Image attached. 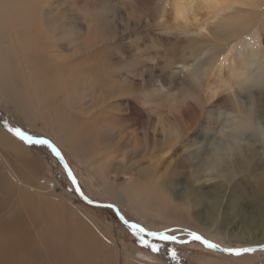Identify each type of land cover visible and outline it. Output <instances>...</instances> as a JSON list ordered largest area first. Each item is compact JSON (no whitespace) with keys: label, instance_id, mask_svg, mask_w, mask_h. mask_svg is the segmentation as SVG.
Here are the masks:
<instances>
[{"label":"bare ground","instance_id":"1","mask_svg":"<svg viewBox=\"0 0 264 264\" xmlns=\"http://www.w3.org/2000/svg\"><path fill=\"white\" fill-rule=\"evenodd\" d=\"M55 1L0 0V99L21 113L28 126L42 119L43 131L81 160L92 148L88 153H96L103 161L104 172H109L108 165L115 159V151L102 144L110 136L132 144V156L142 150L150 157L158 155L149 160L153 169H149V183L142 182V187L139 183L129 190H114L104 182L106 194L115 203L125 201L132 211H143L167 226L181 221L174 218L181 217L179 208L161 195L165 191L158 187L155 166L170 151L184 149L175 158V170L193 167L194 182L207 189V194L198 189L191 195L218 202L241 233L252 225L263 233V224L256 221L264 217V0H130L140 6L138 13L151 25L152 39L171 46L191 44L192 64L178 60L176 64H182L186 73L167 89L164 99L155 100L161 104L153 109L147 105L155 97L148 96L146 75L135 62L110 61L102 47L103 36L98 38L83 27L85 22L75 28L68 17H48ZM154 3L162 11L152 8ZM166 10L172 22L165 17ZM73 37L79 44L71 47ZM134 79L143 93L126 101L127 115L153 121L149 145L137 142L135 131L104 126L114 110L111 104L132 96ZM190 110H196L198 118L187 121ZM200 118L208 125L218 124L212 128L213 135L209 134L212 129L200 131ZM3 130L0 150L14 159L15 167L7 169L11 176L0 173V214L10 211L6 205L14 197L11 179L20 180L25 191L18 192L20 203L15 201L17 208L10 215H0V264H110L103 255L107 247L99 238L109 233L107 226L90 228L81 218L75 222L72 211H57L54 203H41L37 196L27 198L26 190L39 181L37 170L22 154V142ZM107 130L113 131L108 134ZM208 134L211 137L205 141ZM123 156L126 164L130 155ZM153 187L159 191L151 193ZM143 193L145 203H141ZM27 217L38 227V242L30 235ZM250 244L264 247V235ZM123 251L131 261L142 255L132 246ZM147 261L155 264L153 256H147Z\"/></svg>","mask_w":264,"mask_h":264},{"label":"rangeland","instance_id":"2","mask_svg":"<svg viewBox=\"0 0 264 264\" xmlns=\"http://www.w3.org/2000/svg\"><path fill=\"white\" fill-rule=\"evenodd\" d=\"M109 2H111V6L107 7ZM151 7L156 8V4H151ZM50 9L52 14H48V17H68L71 25L75 28L78 27V23L85 22L83 27L86 29L89 28L91 33L96 32L93 34L97 35L98 38H100V35L103 36L104 44L101 45L106 53L108 52L110 61L115 63L125 59V61L128 62H135V66L146 75L148 85L146 84L145 88L148 91V96L155 97L154 100L147 105L151 109H153L155 105L161 104V101L156 102L155 100L158 101L160 99L159 97L164 99L167 89L176 82V79L177 81L179 79L181 80V76L186 73V69L182 67V64H176L178 60L184 58L185 62H188L189 65L192 64V58H188L192 50L189 48L191 44L180 43L171 46L165 45L168 43H162L152 39L150 35L151 25L146 22L145 16L140 14V12L138 13L140 6L135 3L132 4L130 0H56ZM157 9L159 10L158 12H160V10L162 11L159 7L156 8V10ZM203 12L206 13L204 10ZM165 13H169L165 14V17L169 19V17H171L170 10H166ZM199 14L200 16L203 15L202 12H199ZM170 20L171 19H169V21ZM170 22H172V20ZM62 43L67 45V42ZM74 44H79V42L75 41V37H73V40L70 41L68 45L73 47ZM197 45L204 46L201 44ZM145 72L150 73L151 77H148V73ZM133 81L134 84L130 88L132 96L126 98L127 100H125V98L115 100L114 103L111 104L114 110H112L111 116L104 126L113 129L117 125V130L119 127H122L124 131H135L138 138L137 142L145 145L150 142L149 140L151 138L149 139L147 135L152 129L153 121L146 116L141 118L142 116L140 115H138L140 117H130L127 115L126 101L135 100L141 92L143 93L138 80L134 79ZM162 105L165 106L166 104L162 103ZM0 111L3 113V118L10 126L20 127L34 137H45L54 142L49 134L43 131L42 119H40V121L37 120L34 127L28 126L23 115L14 110L12 105L3 99H0ZM195 111H189L186 119L187 121L188 118L189 120L198 118V113ZM198 126L201 131L203 129H212L218 126V124L214 122L208 125L206 124L205 118H200ZM112 131L113 130H107L106 132L110 134ZM6 133L10 134L5 131V134ZM197 133L198 135L200 134L199 130L195 132V136H197ZM213 133V129L209 131L210 135H213ZM209 134L205 136V141L211 137ZM20 144L23 146L22 154L26 158V161L33 166L34 170H37L36 179H39L34 188H28V190H26L27 198H34V196H37V200L39 202L41 201V203L45 204L46 201L54 203L57 211H72L74 212V216H76V219H74L75 222L78 221L77 219L81 218L90 228L97 229L99 226H107L109 228V233H107L106 236H99L98 231L96 234L107 247V250L103 251L102 249V251L103 255L110 261V264H151L147 261V256H153L155 258V264H264V250L235 257L212 251L195 241L172 244L156 240L152 237H145L150 244L155 243L159 245V251L153 253L150 248L143 247L139 244L137 237L132 234V231L128 227L120 223L111 209L89 206L83 203L76 195L63 168L52 156L48 148L42 145H28L24 142ZM102 144L107 145L109 149L115 151V159L108 165L110 173L102 171L101 167L103 161H100L96 157V153H88L92 148H90L89 151L87 150L86 158L81 160V157H78L76 153H72L55 143L72 170L80 193L86 199L115 205L120 209L126 221L142 226L147 232L175 230L174 232L170 231L169 234H175L181 240L189 239L186 235L188 231H194L201 236L202 232L205 234L207 233V237L202 236L204 239L221 247L244 248L245 246L254 245L250 243L257 242L258 238L264 235V231L262 233L252 224L244 233H241L240 230L229 223V219L221 212L222 207L218 205V202L213 203L210 199H198L200 197L191 195L194 190L198 189H202L200 190L201 193L204 192L202 195L207 194V189L201 183L196 184L194 182L193 172L195 170L193 167L177 168L175 170V158L179 154H182L184 149H178L176 153L170 151L163 159L159 160V164L155 166V172H157V177H159L158 187L160 190L162 188V190L165 191V193L162 192V197L166 198L165 196H168V198H166L167 201H170V204L177 206L181 211V217L177 214L174 217L175 219H181V221L175 223L176 225L167 226L162 224L161 220L154 219L151 215L149 216L148 214L141 213L143 211H132L131 207L125 201L121 204L115 203L106 194L104 182L107 187L114 190L131 189L139 183L142 187L143 183L144 185L149 183L147 181L151 176L149 169H153L149 166V160H153V158L158 155L150 157L146 155V151L142 150L139 154L132 156L130 154L132 144L131 146L122 144V142L120 143L114 136L108 137L105 143ZM123 155H130L126 164H124L125 161L124 163L121 161L124 157ZM156 158H154V160ZM13 160L14 159H12L11 156L9 157L5 151L0 150V173H7L6 176H8V174L11 176L7 169H13L15 167V161ZM172 170L174 174L171 176L170 173ZM141 175L145 176L143 180H141L142 177H139ZM43 178L49 183L44 184V180H41ZM11 181L14 197H12L10 202L6 205L8 211H10L2 212L0 215H10L12 209L17 208L16 202L18 199L20 203V195L18 192L22 193V191H25L20 180L13 178ZM158 187L157 189L155 188L156 190H154V187L153 189L151 188L150 192L152 193L154 191L155 193L159 191ZM217 192H219L218 189L214 190L213 193ZM247 193L249 196L253 195L250 189H247ZM144 196L145 193L141 194V203H145ZM44 204L42 205L44 206ZM26 219L27 228L30 235L33 237L32 239H36L35 241L38 242L39 240L36 237L39 232L38 227H36L30 217ZM262 220L256 221V223H262L264 228V217ZM129 246L137 248L142 255L132 261L129 260L128 257L126 258L123 250ZM170 249L175 251V259L172 258V254L169 251Z\"/></svg>","mask_w":264,"mask_h":264},{"label":"snow or ice","instance_id":"3","mask_svg":"<svg viewBox=\"0 0 264 264\" xmlns=\"http://www.w3.org/2000/svg\"><path fill=\"white\" fill-rule=\"evenodd\" d=\"M7 126V125H5ZM8 131L11 132L15 137H17L20 141L24 142L28 145H42L48 148L51 153L61 162L63 163V157L61 155L60 150L55 146V144L47 139V138H34L32 135L28 134L25 130H22L20 127H10L8 128ZM65 170L68 174L69 179L72 181L73 185H77V182L71 172L70 169H68L67 165H64ZM77 192L79 193V187H76ZM91 203V201H89ZM107 207H112V205H107ZM122 220H124L123 217H121ZM125 224L129 227V229L132 231V234L137 237L139 244L143 247L150 248L153 253H156L159 251V245L152 243L150 244L148 240L145 239V237H152L156 240L166 242V243H172V244H178V243H187L189 241L181 240L179 237H177L175 234H169L170 231L175 230H168V231H162V232H147L142 226H139L135 223H128V221H124ZM186 235L190 238L191 241H197L203 244L205 247L216 250L217 245L209 242L208 240L204 239L201 235L197 234L196 232L188 231ZM264 250V249H262ZM172 254V258L175 259V251L169 250ZM221 251L228 252L231 255L240 256L244 253H251L255 251L254 248H227V249H221Z\"/></svg>","mask_w":264,"mask_h":264},{"label":"water","instance_id":"4","mask_svg":"<svg viewBox=\"0 0 264 264\" xmlns=\"http://www.w3.org/2000/svg\"><path fill=\"white\" fill-rule=\"evenodd\" d=\"M5 125H7V126H5ZM0 126L4 129V130H6V131H8V128H10V127H12V126H10L9 125V123L3 118V114H2V112L0 111ZM9 132V131H8ZM11 135H13L11 132H9ZM14 136V135H13ZM15 137V136H14ZM34 137V136H33ZM15 138H17V137H15ZM34 138H45V137H34ZM18 139V138H17ZM19 140V139H18ZM33 145H35V144H33ZM51 152V151H50ZM52 154V153H51ZM53 155V154H52ZM62 155V154H61ZM53 157H55L54 155H53ZM63 157V156H62ZM56 158V157H55ZM57 159V158H56ZM57 161L60 163V165H61V167L63 168V170H64V172H65V174H66V176H67V178L69 179V177H68V174H67V172H66V170H65V167H64V165L66 164L67 165V167H68V169H70L69 168V166H68V164L66 163V161H65V159L63 158V163H61L58 159H57ZM71 170V169H70ZM71 172H72V170H71ZM73 174V173H72ZM69 181L71 182V184H72V186H73V189H74V191H75V193H76V195L78 196V198L83 202V203H85V204H87V205H89V206H94V207H104V208H109V209H111L113 212H114V214L116 215V217L118 218V220L120 221V223L121 224H123L124 226H126V227H128L127 226V224H125L124 223V221H125V219L124 220H122L121 219V215H120V213L118 212V210L116 209V207L114 206V205H112V204H109V203H100V202H94V201H91V200H89V199H86L85 197H83L82 196V194L79 192H77V190H76V187H77V185H73V183H72V181L69 179ZM89 201H91V203H89ZM107 205H112V207H107ZM128 223H132V222H128ZM129 228V227H128ZM185 241H191L190 240V238L189 239H187V240H185ZM195 242H197V241H195ZM210 242V241H209ZM198 243H200V242H198ZM201 244V243H200ZM214 244V243H213ZM203 245V244H202ZM204 246V245H203ZM207 248V247H206ZM246 248H254L255 249V251H261L262 249H264V247H262V246H253V247H246ZM209 249V248H208ZM221 249H226V248H222V247H219L218 245H217V249L216 250H212V249H210V250H212V251H215V252H218V253H222V254H225V255H229V256H235V255H231V254H229L228 252H225V251H221ZM255 251H253V252H255ZM244 254H248V253H244ZM244 254H241L240 256H242V255H244ZM237 257V256H236Z\"/></svg>","mask_w":264,"mask_h":264}]
</instances>
